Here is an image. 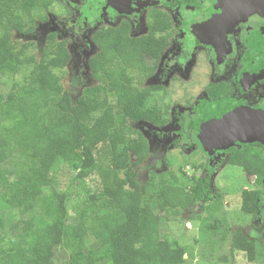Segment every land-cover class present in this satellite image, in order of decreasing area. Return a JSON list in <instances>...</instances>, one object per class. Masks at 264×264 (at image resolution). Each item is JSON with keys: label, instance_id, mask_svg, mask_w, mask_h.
I'll return each instance as SVG.
<instances>
[{"label": "trees", "instance_id": "1", "mask_svg": "<svg viewBox=\"0 0 264 264\" xmlns=\"http://www.w3.org/2000/svg\"><path fill=\"white\" fill-rule=\"evenodd\" d=\"M55 1L0 0V76L9 79L1 81L6 90L0 96V221L17 211L12 224L0 228V264H60L62 253L67 254L65 264H115L116 258L127 264H184V247L166 240L162 230L200 200L216 201L221 194L209 187L212 170L192 162L206 173L191 183L172 170L151 171L141 182L149 144L128 119L129 110L139 108L131 116L133 124L162 127L169 120V106L149 103L161 86L146 84L171 42L168 12L148 10L146 30L139 35L122 20L84 38L95 49L86 61L91 83L72 101L62 76L70 62L68 39L49 19ZM89 1L92 7L79 8L76 22L88 19L97 6L109 7L106 0ZM42 25L46 32L36 53L27 37ZM104 141L110 149L107 163L97 156ZM229 151L228 163L249 176H264L260 142ZM57 159L75 170L77 179L95 178L91 198L98 203L80 209L72 222L61 190L51 184L40 192L34 189ZM240 210L264 217V198L256 190L243 189ZM224 221L223 216L209 229L222 228ZM223 229L220 241L227 239L229 227ZM256 248L242 229L231 234V252H243L254 261Z\"/></svg>", "mask_w": 264, "mask_h": 264}, {"label": "rangeland", "instance_id": "2", "mask_svg": "<svg viewBox=\"0 0 264 264\" xmlns=\"http://www.w3.org/2000/svg\"><path fill=\"white\" fill-rule=\"evenodd\" d=\"M91 4L86 0H56L49 12V19L54 20L53 23L65 32L64 37L68 39L70 62L62 72V76L65 84L70 88L72 101L84 86L91 83L86 61L95 49L89 48L84 38H89L93 30L100 26L116 24L126 18L132 24L133 34L142 33L144 29L142 15L151 6L146 2L134 15L129 14L124 8L117 7L111 9L112 13L109 15L108 8L104 9L102 4L95 8L88 19H78L77 23L75 19L79 8L92 7ZM188 5L182 1V3L174 2L159 6L174 19L179 13L191 12L189 10L192 9ZM45 32L46 25H42L34 34L27 37L34 43L31 51L38 53ZM170 52L163 54L157 72L146 82L147 85L161 86L154 92L149 103L156 102L169 106L168 122L162 127L151 126L144 121L133 124L131 116L140 110L131 108L128 112L129 123L144 133L149 144L150 156L141 172L140 181L142 182L151 171L172 170L182 181L191 183L198 176L206 173L205 168H193L191 166L193 162L200 167L211 168L209 187L212 190H219L221 195L215 202L200 200L178 218L168 220L162 230L163 237L170 243L184 247L186 251L184 264H264V217L260 213L249 216L240 210L243 189L256 190L264 198V176H249L240 166L228 163L227 152L215 155L212 153L213 147L207 122L210 121L212 112L217 113L224 104L226 106L228 103H218L219 107L215 110L216 105L208 100L212 97L206 83L212 71L210 65L202 69V72L193 67L175 68L169 59ZM236 69L232 68L233 71ZM1 81L9 82V79L0 76V96L6 90V86ZM262 88L264 85L259 87L260 90H263ZM258 91L255 90V86L252 87L250 92H247L249 96H242L237 105L244 104L256 110L251 105L257 103ZM246 98L249 104L245 103ZM177 120L181 121L183 133L179 130ZM187 133L188 136H185ZM244 138L243 142L258 141L264 145V136ZM97 156L99 162L109 161L110 149L107 141L99 144ZM214 159L217 162H213ZM94 179V177L86 180L77 179L76 171L61 159H57L47 174L35 184L34 189L40 192L51 184L61 190L65 196L69 221L72 222L80 209H87L98 203L91 198V194L96 191ZM208 204H211L209 210H201ZM223 216L225 217L223 227H229V231L225 233L227 239L220 241L219 235L224 230L223 227L210 230L209 226L217 225L216 221ZM16 217L15 210L6 213V218L0 221V228L10 226ZM237 228L242 229L256 241V260L248 261L245 253L230 251L229 239ZM112 254L114 255L113 251ZM66 256V253L60 255V264H65ZM115 264L127 263L122 258H116Z\"/></svg>", "mask_w": 264, "mask_h": 264}, {"label": "flooded vegetation", "instance_id": "3", "mask_svg": "<svg viewBox=\"0 0 264 264\" xmlns=\"http://www.w3.org/2000/svg\"><path fill=\"white\" fill-rule=\"evenodd\" d=\"M182 1L189 4L192 10L188 13H179L174 19L168 13L173 32L170 45L161 54L160 61L164 53L171 51L169 59L175 68L193 67L202 72L206 66H211V75L206 83L212 97L208 100L216 105L215 110L219 107L218 103L228 104L226 106L224 104L217 113L212 112V117L207 122L210 136L211 129H215L218 123L213 122L214 119L230 107L244 106V104L237 105L238 101L242 96H249L247 92H250L254 86L255 90L258 89L260 92H257L259 94L256 98L257 103L251 106L256 110H264V88L259 89L264 85V8L248 14H223L228 9V6L223 7V0H112V3L106 0L109 6L108 13L111 9L119 7L124 8L131 15L136 14L146 2L151 5L148 10L152 8L165 10L159 5L182 3ZM229 1L233 4L241 2V0ZM257 1L264 2V0ZM247 7L236 8L238 10ZM104 9H107L105 5ZM145 15L146 12L142 15L143 32L146 30L143 22ZM130 26L132 29L131 23ZM233 67L237 68L236 71L232 70ZM245 103L250 102L247 99ZM230 142L216 153L227 152L228 156L231 147L237 148L242 143H248L239 140Z\"/></svg>", "mask_w": 264, "mask_h": 264}, {"label": "water", "instance_id": "4", "mask_svg": "<svg viewBox=\"0 0 264 264\" xmlns=\"http://www.w3.org/2000/svg\"><path fill=\"white\" fill-rule=\"evenodd\" d=\"M112 3V0H110ZM223 7L228 6L223 14L241 13L248 14L264 8V3L258 4L257 0H241L240 3H229L223 0ZM254 5V8L235 9L239 6ZM232 8H230V7ZM217 126L211 129V145L213 149L223 148L230 141H244L245 136L257 138L264 136V110H253L247 106L230 107L217 119ZM216 131V132H215ZM232 143V142H230ZM253 176V175H251Z\"/></svg>", "mask_w": 264, "mask_h": 264}, {"label": "bare ground", "instance_id": "5", "mask_svg": "<svg viewBox=\"0 0 264 264\" xmlns=\"http://www.w3.org/2000/svg\"><path fill=\"white\" fill-rule=\"evenodd\" d=\"M226 2H228L229 0H225ZM229 3H230V1H229ZM264 2H261V3H258V4H263ZM248 7L247 8H254L255 6L254 5H247ZM235 9H237V8H235Z\"/></svg>", "mask_w": 264, "mask_h": 264}]
</instances>
